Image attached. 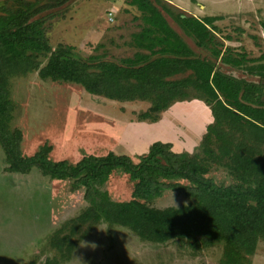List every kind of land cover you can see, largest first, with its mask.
<instances>
[{
	"label": "rangeland",
	"instance_id": "rangeland-1",
	"mask_svg": "<svg viewBox=\"0 0 264 264\" xmlns=\"http://www.w3.org/2000/svg\"><path fill=\"white\" fill-rule=\"evenodd\" d=\"M16 1L0 0V16L18 7ZM25 1L39 3L38 6L45 9L35 20L46 30L51 49L69 46L72 56L82 64L121 65L126 59L139 57L144 58L139 61L142 65L162 55L171 56L165 50L170 41L147 21L149 14L132 0ZM151 1L196 58L214 63L217 71L257 83L263 93L254 97L264 101V79L250 73L252 67L264 64V0ZM166 7L174 15L222 19L208 26L213 37L199 45L198 38L188 35ZM217 53H221L220 56ZM224 55L245 58L246 62L236 68L222 61ZM40 62L45 66L48 58L41 56ZM191 73L182 71L173 80L186 78ZM9 93L14 107L10 126L23 134L22 155L31 157L48 145L52 147L50 159L55 162L66 160L76 164L84 155L99 152L102 121L107 117L109 123L115 121L116 115L122 112L130 117L131 110H135L134 105H128L121 112L115 108L116 104L110 103L112 100L91 95L81 85L42 80L38 72L9 79ZM188 94V101L183 102H191L185 104L193 107L192 102L197 101L194 98L201 94L194 88H190ZM107 103L108 108L104 106ZM253 104L256 105V100ZM192 107L190 111L185 110L188 121L180 124L191 134L195 132L193 142L184 153H199L208 165L207 177L218 185L237 184L226 166L229 158L221 149L225 146L235 151L244 141L242 135L225 124L216 130L221 135L220 130L229 133L227 141H222L218 132H214L207 146L200 148L206 134L201 140L203 128L197 129L196 120L202 115L205 120L210 119L212 111L198 112ZM206 148L217 158L207 154ZM9 167L0 144V264H46L49 261L53 264H222L224 243L210 246H205L203 241L155 244L142 240L127 228L106 222L93 226L91 218L83 215L90 207L84 188L73 191L72 180H53L38 168L16 173L10 172ZM172 183L189 186L185 180ZM100 191L114 202H128L132 200L133 182L125 172L116 171ZM143 203L155 209L182 208L194 204L195 199L187 197L183 191L166 190L161 197ZM250 260L252 264H264V240L259 241Z\"/></svg>",
	"mask_w": 264,
	"mask_h": 264
},
{
	"label": "trees",
	"instance_id": "trees-1",
	"mask_svg": "<svg viewBox=\"0 0 264 264\" xmlns=\"http://www.w3.org/2000/svg\"><path fill=\"white\" fill-rule=\"evenodd\" d=\"M160 2V0H156ZM17 6L0 16V144L5 150L10 172L28 173L33 168L56 181L72 180V190L85 189L90 206L84 218L94 225L106 222L131 230L139 238L155 244L170 241H203L205 246L224 243L222 264H252L260 240H264V101L254 94L263 93L257 83L239 79L220 71L212 62L198 59L181 36L151 0H132L149 14L147 21L159 30L170 44L162 55L141 64L139 57L126 59L121 65L112 63L82 64L72 56V48L61 46L52 50L43 29L35 17L45 11L39 3L17 0ZM190 36L199 40L212 39L208 26L221 17L174 15ZM221 53H217L220 56ZM48 58L42 66L40 57ZM139 59V60H138ZM149 61V62H148ZM222 61L236 68L244 66L245 58L224 55ZM4 63V65H3ZM192 73L173 80L180 73ZM38 72L42 80L70 82L81 85L89 94L119 102L142 101L150 108L138 115L139 121L157 122L162 114L177 102L188 101L190 88L201 95L195 97L207 105L214 117L200 148L207 146L211 133L225 124L241 134L243 140L235 151L222 147L229 163L226 165L237 184L220 186L207 177L208 165L199 153H175L171 144L154 143L149 153L131 158L116 155L87 154L76 164L52 161V147L45 145L31 157L21 152L23 134L11 129L13 103L9 79ZM250 73L264 79V64L252 67ZM256 100V105H254ZM215 123V124H214ZM218 132L227 141L223 130ZM231 144V143H228ZM235 148V145H234ZM216 157L213 151L204 149ZM135 159L139 160L138 163ZM116 171L129 175L133 182L132 200L114 202L97 186L108 182ZM177 180H185L183 187ZM166 190L183 191L195 199L182 208L155 209L144 205L162 196ZM49 261L46 264H53ZM58 264V263H55Z\"/></svg>",
	"mask_w": 264,
	"mask_h": 264
},
{
	"label": "crops",
	"instance_id": "crops-1",
	"mask_svg": "<svg viewBox=\"0 0 264 264\" xmlns=\"http://www.w3.org/2000/svg\"><path fill=\"white\" fill-rule=\"evenodd\" d=\"M110 103L116 104L115 108L121 110V112L125 111L124 108L127 109L128 105H134L133 108H135V110H131L130 117H128L127 113L122 112L123 114L116 115L115 118L117 119L115 121L109 123V117L102 121L100 132L101 147L99 152L90 153L92 155L106 156L113 152L116 155L129 156L134 159L149 153L151 146L156 142L171 144L172 150L175 153H183L186 150L188 151V145L193 142L195 132L191 134L186 130L187 128H182L180 125L181 122H185L184 120L188 119L187 111H190L192 107L191 105L186 106L185 103L191 102L175 103L162 114L160 120L157 122L138 120V115L150 108L151 105L148 102L111 101ZM192 104V108H195L198 112L203 110L204 112H211L208 106L199 100L192 102ZM194 104L197 105L194 106ZM104 106L108 108V103ZM106 112L108 113V109ZM106 116L108 115L106 114ZM209 116L210 119L207 120H205L203 115L196 120L198 123L197 129H199L200 126L203 128L200 135L201 140L207 132V127L214 122L213 115L210 113ZM132 117H134V119ZM108 124H111V126ZM181 137H183V139ZM103 185H99L97 188L100 190V187Z\"/></svg>",
	"mask_w": 264,
	"mask_h": 264
}]
</instances>
